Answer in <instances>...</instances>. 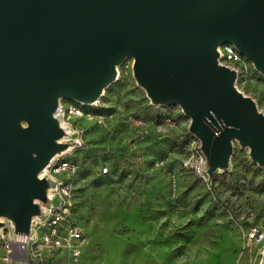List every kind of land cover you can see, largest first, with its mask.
Segmentation results:
<instances>
[{"label": "rangeland", "instance_id": "rangeland-1", "mask_svg": "<svg viewBox=\"0 0 264 264\" xmlns=\"http://www.w3.org/2000/svg\"><path fill=\"white\" fill-rule=\"evenodd\" d=\"M228 46L220 45L218 66L264 118V74L237 48L240 60H230ZM135 64L131 56L118 63L95 106L61 101L69 133L60 129L54 144L63 151L50 157L76 167L57 175L71 189L68 220L85 238L75 264H264V247L245 238L264 226V154L235 139L228 159L218 156L179 104L152 102ZM70 106L83 116L69 115ZM1 234L14 235L6 220ZM2 256L0 247V264Z\"/></svg>", "mask_w": 264, "mask_h": 264}, {"label": "water", "instance_id": "water-1", "mask_svg": "<svg viewBox=\"0 0 264 264\" xmlns=\"http://www.w3.org/2000/svg\"><path fill=\"white\" fill-rule=\"evenodd\" d=\"M224 43L264 70V0H0V187L18 202L14 221L0 202V221L28 237L51 186L44 175L34 182L36 166L15 165L7 146L33 147L39 167L64 146L43 139L61 137L60 130L22 133L15 119L45 111L53 94L92 93L125 53L152 102L179 104L211 151L227 159L229 139L238 136L264 154V124L251 107L230 106L231 74L211 64V49ZM197 63L207 66L208 84L194 79Z\"/></svg>", "mask_w": 264, "mask_h": 264}, {"label": "built area", "instance_id": "built-area-1", "mask_svg": "<svg viewBox=\"0 0 264 264\" xmlns=\"http://www.w3.org/2000/svg\"><path fill=\"white\" fill-rule=\"evenodd\" d=\"M226 54L232 61L240 60L233 53ZM68 114L83 116L71 106ZM70 171H76V167L72 163L61 161L56 173L44 175L51 183L49 204L42 208V218L33 219L28 237L20 241L19 236L9 234L4 239L1 234V264H75L81 259L85 238L81 229L68 220L71 189L67 183L57 178V175L69 174ZM106 172L107 168H104L103 173ZM245 238L248 243L264 247V226L250 228L245 233Z\"/></svg>", "mask_w": 264, "mask_h": 264}, {"label": "bare ground", "instance_id": "bare-ground-1", "mask_svg": "<svg viewBox=\"0 0 264 264\" xmlns=\"http://www.w3.org/2000/svg\"><path fill=\"white\" fill-rule=\"evenodd\" d=\"M229 47V46H228ZM227 47V48H228ZM220 45L214 47L211 49V54H212V60H211V64L214 65V67L218 70V71H223V73L226 75V77L228 78V75L231 73L228 69L224 68V67H220L218 66L219 61L217 59L218 57V53H220ZM229 53H233L235 56L237 55L236 52L237 49L234 46H230L228 49ZM240 53V52H239ZM126 55L123 54L121 59H123V57ZM237 58V57H236ZM220 59V57H219ZM238 59V58H237ZM117 62L110 64L108 66V70H107V76L104 80L101 81H97L95 84V88L94 91L90 94H53L51 95V97H49L50 100V106H48V108H46L45 111H43L42 109H38L34 115L32 116H26V117H19L17 119H15V124L17 129L19 130V132L25 133L26 131H28L29 133L33 132V134H41L42 133V129L45 130H60L63 129L66 134H68V130H67V124L61 120L60 118H63V111H62V106H61V101L64 98H74V99H79L84 101V105H88V106H95L100 98L103 96V93L105 91V89H107L108 85L111 84L112 82H114L116 80V76H117ZM263 74H264V70L259 69ZM192 74L195 80H197L200 83L203 84H208L209 83V75H208V69L207 66L202 64V63H197L192 70ZM235 78V77H234ZM234 78L231 79L230 81V91H231V103L230 106L232 108H235L238 104H244L247 107H251V109L253 110V112L256 115V119L258 121H260L261 123L264 124V118L260 117L258 112L256 111L254 104L248 100V99H243L240 95L237 94L236 90L234 89ZM138 80V79H137ZM139 82V80H138ZM115 83V82H114ZM141 85V84H140ZM110 87V86H109ZM74 101V100H73ZM224 103V110H226L227 108V104L226 101H223ZM74 110L76 111H81V108L77 107V106H71ZM61 109V110H60ZM83 114V113H82ZM23 122L28 124V128H25V126L23 125ZM43 139L51 144L54 143H59L60 140L57 138H52L49 139L44 133H43ZM63 140H66L65 137H62ZM235 139H240L238 136H234L231 137L229 139V144H228V157L230 155V151H231V143L235 140ZM251 146V145H250ZM8 157L9 159L17 166L20 165H24V164H32L31 166H36L37 170L34 172L33 177H34V182L36 183L37 180H39L43 175L48 174V171L50 173V170L55 171V173L59 170V163H57L58 161H55L54 157H50V163L47 167H39L41 166L39 161H38V153L37 151L29 146V145H24V142H22V145L20 146V148H10L8 147ZM57 152V151H55ZM55 152H49L48 154L49 156H52V154H54ZM55 156V155H54ZM58 156V155H56ZM228 159V158H227ZM54 160V161H53ZM32 168V167H31ZM75 172V171H74ZM71 173V171L69 172V174ZM2 182L0 181V186H1ZM5 188V187H4ZM0 187V202L4 203L5 205H1L2 207V212L6 215V217H8L11 220H16L17 215H18V202L12 198L9 194H8V190L5 188L3 192ZM25 191V195L27 197V200L29 202V204L31 205L34 202V198L31 195L30 189L28 187H24L23 188ZM4 201V202H3ZM13 226L15 225V222L12 224ZM24 236H19L18 240H23Z\"/></svg>", "mask_w": 264, "mask_h": 264}, {"label": "trees", "instance_id": "trees-1", "mask_svg": "<svg viewBox=\"0 0 264 264\" xmlns=\"http://www.w3.org/2000/svg\"><path fill=\"white\" fill-rule=\"evenodd\" d=\"M82 258V257H81Z\"/></svg>", "mask_w": 264, "mask_h": 264}]
</instances>
